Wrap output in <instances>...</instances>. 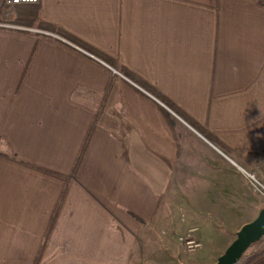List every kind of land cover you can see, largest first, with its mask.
<instances>
[{"label":"crops","instance_id":"crops-1","mask_svg":"<svg viewBox=\"0 0 264 264\" xmlns=\"http://www.w3.org/2000/svg\"><path fill=\"white\" fill-rule=\"evenodd\" d=\"M0 139V264H215L264 208L234 168L264 184V5L0 0ZM191 229L202 249L183 256Z\"/></svg>","mask_w":264,"mask_h":264},{"label":"trees","instance_id":"trees-1","mask_svg":"<svg viewBox=\"0 0 264 264\" xmlns=\"http://www.w3.org/2000/svg\"><path fill=\"white\" fill-rule=\"evenodd\" d=\"M260 4L264 5V0H258ZM14 25H19V26H33L34 23L31 22H26V21H15ZM37 27L41 30H45V31H49L53 34H56L60 37H62L63 39L73 43L74 45L81 47L85 50H87L88 52L94 54L95 56H97L98 58H100L102 61H104L105 63H107L108 65L112 66L114 69H117L121 74H123L125 77L129 78L130 80L136 82L137 84H141L140 80L137 79V77H135L134 75H132L130 72H128L125 68L123 67H117V64L111 60L110 58L106 57L105 55H103L102 53H100L99 51H97L96 49L92 48L91 46L87 45L86 43L82 42L81 40H79L78 38L72 36L71 34L65 32L63 29L56 27V26H52V25H48L45 23H38ZM142 85V84H141ZM151 92V91H150ZM153 94L158 97L159 100H162L170 109H172L176 114H178L182 119H184L188 124H190L193 128H195L197 131H199L200 133H202L208 140H210L211 142H213V139L211 138V136L206 133L204 130L200 129V127L193 121L191 120L185 113H183L181 110H179L177 107H175L171 102H169L168 100H165L164 98L161 97V95H159L158 93L152 91ZM165 114H166V118L168 120H172L171 114L165 110ZM3 141L0 139V144ZM0 155L6 156V157H12L11 154H6V153H2L0 151ZM50 172V171H49ZM53 173V172H50ZM55 175H57L56 173H53ZM64 200V197L62 199V202ZM61 208V205L59 206V210ZM45 248L42 249V251ZM262 252H259L256 255H252L249 257V259L246 261V264H250L252 260H254L255 258H257V256H259ZM42 253L40 254L39 258H38V262L37 264L40 263ZM256 256V257H255Z\"/></svg>","mask_w":264,"mask_h":264},{"label":"rangeland","instance_id":"rangeland-1","mask_svg":"<svg viewBox=\"0 0 264 264\" xmlns=\"http://www.w3.org/2000/svg\"><path fill=\"white\" fill-rule=\"evenodd\" d=\"M9 14H12V12H10ZM179 123H180V127H179V130L183 133V137H184V139H183V142L184 143H187V145H189V144H192V147L191 148H193V149H198L200 146H202L203 144H201V142L196 138V134L194 133V132H192V130H190L189 128H187L185 125H183L180 121H179ZM203 143V142H202ZM208 145V144H207ZM209 146V145H208ZM193 149H192V151H193ZM200 152H201V150H200V148L198 149ZM211 150L209 149L208 150V152H210ZM208 152H207V155H208ZM215 152V151H214ZM218 153V152H217ZM234 168L236 169V171L246 180V182H247V184H248V186L250 187V189L252 190V191H254V193L258 196V197H260L263 201H264V196H263V194L262 193H260V192H257V191H255V186H258V183L255 181V180H253L252 178H248V176H247V174H253V175H255V177H256V180L258 181V182H260V183H262V179H261V177H260V174H259V172H258V170H256V171H249L248 169H245L244 167H238L237 166V168L234 166ZM242 168H244L245 170H247V171H245L244 169H242ZM189 231V230H188ZM188 231H186V232H184V233H182L181 235H179L178 237H176L175 239L177 240V242H176V245H178L180 248H178V250L180 251V249H181V251H183V256H191V255H193V254H195V253H187L186 251H185V249H184V247H183V245L181 244V242L179 241V238L180 237H182V236H184L185 234H187V232ZM146 234V231L145 232H143L142 233V237L144 236ZM156 234H158V237H160V238H168V237H170L171 235H172V233L168 230V229H160L159 231H157V232H155V235ZM194 238L197 240V241H199L197 238H196V236H194ZM264 239V238H263ZM263 239L261 240V241H263ZM261 241L259 242V244L258 245H256V246H252L250 249H248V251L244 254V256L242 257V259H241V264H246V261L249 259V257L250 256H252V254L254 253V251L256 250V249H259V247H262L261 246ZM200 242V241H199ZM233 242V241H232ZM181 245V246H180ZM202 249V248H201ZM200 249V250H201ZM199 250V251H200ZM198 251V252H199ZM207 251V250H206ZM208 252V251H207ZM179 253V252H178ZM197 253V252H196ZM200 254V253H199ZM199 254H196L194 257L196 258L197 257V261H198V263L199 264H207V263H209V262H211L214 258H210L209 256H207V257H203L202 255L201 256H199ZM255 254H256V252H255ZM198 256H199V258H198ZM184 259H186V257H184Z\"/></svg>","mask_w":264,"mask_h":264},{"label":"water","instance_id":"water-1","mask_svg":"<svg viewBox=\"0 0 264 264\" xmlns=\"http://www.w3.org/2000/svg\"><path fill=\"white\" fill-rule=\"evenodd\" d=\"M264 238V208L258 217L245 224L237 233L236 239L218 258L215 264H238L253 245Z\"/></svg>","mask_w":264,"mask_h":264},{"label":"built area","instance_id":"built-area-1","mask_svg":"<svg viewBox=\"0 0 264 264\" xmlns=\"http://www.w3.org/2000/svg\"><path fill=\"white\" fill-rule=\"evenodd\" d=\"M38 2L39 0H5V4L7 7H13L22 4H36ZM111 69L114 73H117L116 69L114 68ZM247 176L248 178H252L258 183V186H255V191L262 193L264 196L263 182L262 183L258 182L256 180L255 175L253 174H247ZM195 231H196L195 229H191L187 232V234L179 238V241L181 242L187 253H196L202 248V244L194 238ZM238 264H241V261Z\"/></svg>","mask_w":264,"mask_h":264},{"label":"bare ground","instance_id":"bare-ground-1","mask_svg":"<svg viewBox=\"0 0 264 264\" xmlns=\"http://www.w3.org/2000/svg\"><path fill=\"white\" fill-rule=\"evenodd\" d=\"M242 259V258H241ZM241 261V260H240Z\"/></svg>","mask_w":264,"mask_h":264}]
</instances>
